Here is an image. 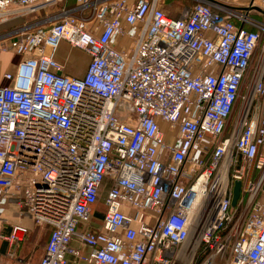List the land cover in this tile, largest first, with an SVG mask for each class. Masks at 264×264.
Returning a JSON list of instances; mask_svg holds the SVG:
<instances>
[{"label": "built area", "instance_id": "built-area-1", "mask_svg": "<svg viewBox=\"0 0 264 264\" xmlns=\"http://www.w3.org/2000/svg\"><path fill=\"white\" fill-rule=\"evenodd\" d=\"M171 1L0 0V24L59 7L0 39L20 57L0 85V189L50 229L39 264H264V46L241 97L264 11Z\"/></svg>", "mask_w": 264, "mask_h": 264}, {"label": "crops", "instance_id": "crops-1", "mask_svg": "<svg viewBox=\"0 0 264 264\" xmlns=\"http://www.w3.org/2000/svg\"><path fill=\"white\" fill-rule=\"evenodd\" d=\"M70 6H73L72 2ZM19 61V56L12 51L3 50L0 43V85L6 84L4 75L15 72ZM58 62L63 65L61 61ZM85 72L75 77H81ZM63 73L73 77L65 68ZM18 192L20 191L17 189L8 192L0 189V264H39L50 238V229L35 224L22 207V199L15 196ZM16 225L29 229L30 234L24 242L13 245L7 238ZM46 233L48 236L43 242L42 238Z\"/></svg>", "mask_w": 264, "mask_h": 264}, {"label": "rangeland", "instance_id": "rangeland-1", "mask_svg": "<svg viewBox=\"0 0 264 264\" xmlns=\"http://www.w3.org/2000/svg\"><path fill=\"white\" fill-rule=\"evenodd\" d=\"M169 3H170V5H168V10H167L168 14H174V16H179L180 9H182L184 6H186V4L184 2H180V1L176 2L173 0ZM236 3L237 4H235V6H240V7L246 6L247 0L237 1ZM258 5L264 11V1L258 0ZM58 10H59V7H54L51 10H49L48 12L23 14V15H22L23 12H19L16 15H20V16L12 15L13 17H11L10 20H8L5 23L0 24V39L2 37L6 36L12 30H15V29H18V28L24 26V24H31L35 19H39L40 17L45 18V17L51 16V15L55 16L56 13L58 12ZM253 15L255 16V18L257 20L264 22V14L263 13L253 12ZM1 40H0V43H2ZM263 46H264V34H263V38H262L260 47L255 54L254 60L251 64V67L248 71L246 79L243 83V87L241 90V97L246 96V94L249 90V85L253 79V76L259 67L258 65H259L260 57L262 56ZM57 60L61 61L62 64L64 65L65 70L68 71L73 77H75V76L81 75L82 73H84V71H86L88 64H89V61H90V58L83 51L72 48L66 42H62L60 44V47L58 50ZM1 70L3 71V67ZM105 195H106V193H104V196ZM99 208L102 211L105 210V207H104L102 200L100 202ZM47 234L48 233H46L43 236V238H42L43 242H44V240L47 239V236H48Z\"/></svg>", "mask_w": 264, "mask_h": 264}, {"label": "water", "instance_id": "water-1", "mask_svg": "<svg viewBox=\"0 0 264 264\" xmlns=\"http://www.w3.org/2000/svg\"><path fill=\"white\" fill-rule=\"evenodd\" d=\"M241 187L242 184L240 182H236L234 186V191H233V200H232V206L236 207L240 198V193H241Z\"/></svg>", "mask_w": 264, "mask_h": 264}]
</instances>
